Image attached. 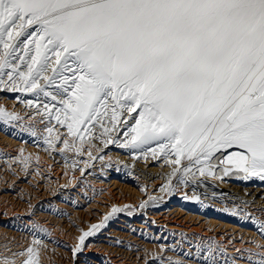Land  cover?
Instances as JSON below:
<instances>
[{
    "label": "snow or ice",
    "instance_id": "snow-or-ice-1",
    "mask_svg": "<svg viewBox=\"0 0 264 264\" xmlns=\"http://www.w3.org/2000/svg\"><path fill=\"white\" fill-rule=\"evenodd\" d=\"M33 43L16 74L26 90L55 85L40 91L70 135L111 101L113 127L118 108L135 120L133 148L170 146L177 164L227 153L222 163L264 179V0H0V74L12 79L9 57L27 63ZM27 252L22 264H36Z\"/></svg>",
    "mask_w": 264,
    "mask_h": 264
},
{
    "label": "bare ground",
    "instance_id": "bare-ground-1",
    "mask_svg": "<svg viewBox=\"0 0 264 264\" xmlns=\"http://www.w3.org/2000/svg\"><path fill=\"white\" fill-rule=\"evenodd\" d=\"M0 46L2 47V45H0ZM29 47L32 49V52L29 54V57L26 58L27 63L10 56L9 57L10 64L19 65V67L16 68L15 72L13 73L12 79H9V76L6 74H4V76L6 75L5 79H7V82L13 83V85H12L13 87H10V88L13 91H15V93L20 94V96L18 95L17 98L19 99L20 97L23 96L24 100H27L25 102H27V104L31 107V112L26 113L28 110H22V112L17 111L18 107H15V106H16V104L21 103V102L19 100H18L19 101L18 103H16L14 101V103H15L14 104L13 101H11L12 104L8 105L9 110L16 113L17 118L9 120L8 124H9L10 128H13V130L17 131L18 134H22V135H25V137L31 138V140L34 141V143L32 142L33 144H38V146H41V145L46 146L49 148V152H50V150H51V152H52V150H54V152L57 153L61 157V159H63V160H61L62 162H59V163H63L62 164V165H64L63 168H68L69 171L75 172L76 174L78 173V175L82 174L83 180L82 181L80 180V182H79V180H77V182H73L72 178H69V179L65 180L66 182L64 180H62L60 183L57 182L60 179H59V177H57V174L53 172L55 169L53 170L49 166L50 164H48V166H49L48 167L45 164H41L39 160L37 162L34 159L25 160L24 158H21V156H19L18 153L14 152L15 154H12L13 149H15V147H16L15 145H17L15 140L8 139V138L2 136L3 138H0V163L2 165L1 170L5 171L6 173H8L9 171L15 170V172H17L15 174L17 175L18 179L19 178L22 179L23 177L24 178L31 177L35 182V184L33 186V190L36 192H34L32 190L34 193L30 194L28 196V198H30L31 201L39 200L40 202H38L36 205H34V207L31 208V210H29V209L26 210L28 207L25 209L21 208V207L17 208L16 206H12V205L8 204L6 201L2 200V198L0 196V260H2L4 257H7L8 260L11 261V264H22V262L29 255L27 252V249L29 247H31L34 251V254H35L33 256V260L36 262V264H51L50 259L47 256L39 254L35 248L36 244H50V245H53L55 248H58V250H60L62 253H65V252L69 253L70 258L68 260V263L65 262V264L66 263L67 264H182V263L176 261L177 259H176L175 254L176 255L184 254L183 256L193 259L191 264H211V263L207 262L208 261L207 259H206V261L203 260V259H205V257H200L199 256L200 254H198V251L200 249L199 248L200 244L203 243V249L205 248L204 245L206 243H204V239L192 237L193 241H195V244L193 242H185V241H189L188 239H190V238H186L184 241V240H182V238H180L178 236H173V234L168 232L169 230H168L167 226L170 223H173L174 226H176V228H179V227H183L184 223H186L190 220H192V221L203 220V222L200 223V225H199V227H201V226L203 227L202 230L206 229L207 227H210V229H212V230L216 229L218 227L219 229H221V228L224 229V231H225L224 233H226V231H228V233H231L229 230H233L232 228H230L227 225L220 223L221 221H216V220L227 219V218H223L224 216H222L220 214V209L223 210L224 206L228 209H231L229 206H226V204H224L223 199H222L223 197L220 198V194H218L219 190H215V191L212 190V193H210V194H205V195L201 194L202 196L208 195L209 197H213L210 199H205V198H198L197 196H199V195L197 193H192L191 191L187 192L188 189L185 187L184 188L179 187L180 190L177 187H175L174 189L172 187V189L174 190L173 191L174 194L171 193V191H172V189H171V191H168V195L169 196H179V197H183V199H184L179 204L173 205V206H177V208L173 209L172 211H170V209L173 208L172 206H166V207L163 206V205H165L164 204L165 201L162 200V197H159V198L157 197L158 198V199H156L157 204H156V201L155 202L153 201L154 204H156V205L152 206L150 208V214L153 217L151 219V221H152L151 223H152V225H154L155 228H157L159 230V233H163L165 235L163 243H164V241H165V243H167L166 246H163V245L160 246L161 248L162 247L165 248V251H162L161 253L158 252L159 254L156 255L157 257H155L156 252L150 253V252H148V250H144V249H142L144 251L141 252V250H140V248H142L143 246L148 247V245L145 242V239H147V238L144 237V234H142L141 231L138 232L137 229L135 231L132 228V226L139 228V229H145L146 223H143V222H142V224H144L143 227H142V225H139V224H132L131 226H129L127 220L121 219L119 221H121V223H123L125 226L124 225L123 226H117L120 229H118L116 227L114 229H109L107 232H104V233H102L104 231L103 229H100L97 232V229L95 228L96 233L90 232L91 235L85 236V239H87V241L92 239V237H99V236H101V237L103 236L107 239H102V240L96 239L94 241L90 240L91 242H88V244H84L82 246L78 245L80 247V250L78 252L74 251L78 247V246H76L74 240H72L68 237H65L63 235H56V232L53 230V227H51L52 224L50 225V223L55 222V224H56L57 222L60 221L61 222L60 225L62 226V224H64L63 227H65L66 225H68L70 223V222H68L70 220V218L67 215L68 214L72 215V213L68 212V211H67V213H65L66 210L64 208H61V206L55 204V202L58 199L67 203V204L69 203V206L73 209L82 208L83 205L81 207H78L77 206L78 203L77 204L74 203V202H77V201H75V200H77L76 199L77 195H76V193H72V192L75 191V192H77V194H80V191L83 189V185H84L85 188L88 187L91 189L88 192H91L93 194V195L91 194V196L94 197V193H96L95 188L93 189L94 183H96L100 178L104 179L102 177L104 175L108 176L109 178H114L112 176L111 170H110V168L112 166L109 168V166H110L109 163L111 161L108 163V159H105V162L101 165V167L98 166L101 159L104 157L103 154L100 157H94L93 154H87L88 156L84 157L85 160L83 162H80L81 164H78L77 167H74V165H76V163L74 161L75 159H70L69 162H66V160L63 157V155L61 154V152L64 154L65 153L72 154V156L74 154H78L80 152L76 149V146L71 144L70 143L71 141L68 140V139H70L71 136H75L76 137L75 140H77V141L79 140L78 139L79 137H83V139L86 138L88 141L93 142V146H94V144L97 145V148H96V146H94L97 151H99L100 153H108L109 155H112L111 158L113 156H118L117 153L118 154L123 153L125 157L127 155V157L132 159L130 161L136 162L137 164H144L143 168L146 171H151V172L155 171V169L159 166H162L163 169H166L163 166H165L164 163L168 162V161H164L163 158L166 157L168 160L170 158V156H169L170 154H163L161 152V150L159 148V144L157 142H153L150 145H142L140 148H133L131 146L130 142H131V136L134 133L131 132L130 128L135 126V120H133L129 117L126 110L119 109V108L116 110L117 115L119 117H121V119H124L121 123V126H119V128L116 129V131L119 130L118 134L121 133L120 136L115 135L112 132L109 133L108 131H110V130H108V129H107L108 131H106L108 134L105 135V133H104L105 131H103V130L106 128L101 129L99 127V124L97 123L99 121V120L97 121V119L92 121L91 123L80 126L79 131L75 135H69L67 124L62 126L55 119V116L57 115L56 107H60V105L58 103V98H57V100H53L51 98V96L46 97L44 95V92L40 91V88H43V89H45V91H48L50 93H54L56 91L55 85H48L45 80L38 78L39 88L34 89V90H26L24 81L20 80L19 76L16 74L20 71H23L25 73H27V71H28L27 64L31 62L30 56L32 54H34V52H35V44L34 43L30 44ZM0 51H1V48H0ZM3 53H4V51H3ZM3 53L0 52L1 55ZM23 55H24V46L21 45L19 47V49L17 50V52L15 53V56L19 57V56H23ZM54 61H55V57H52V65L56 66ZM3 70L5 73L13 72L12 67H7V68H4ZM44 75H46L48 77H52L53 73L51 71V68H49ZM64 75L70 76L71 73L69 71H66L64 73ZM5 79H2V80H5ZM56 83L57 84L60 83L59 78H57ZM1 102H2V100H1ZM46 104H47V107H45ZM111 104H112V102L109 101V107L107 109V115H104L105 109L101 108V115L98 117V119L99 118L105 119L106 117H108V118L112 117ZM20 105H24V104L22 103ZM54 105H55V107H54ZM24 106H22L20 109H23ZM27 106H25V107L29 108ZM59 115H60L61 119H63V113H60ZM136 115H137V113H132L133 117H135ZM14 116H16V115H14ZM5 118H7L6 115H5ZM1 120H0V124H1ZM111 120L112 119H110V121ZM118 120H120V119H118ZM6 121H8V120H6ZM103 122L105 123V121H103ZM3 124H5V123H3ZM53 124L56 127L55 129H59L57 132L52 129V127H54ZM107 125H108V123H107ZM111 125H113V124H111ZM109 126L110 125H108L107 127H109ZM49 129H51V131H49ZM109 129H110V127H109ZM112 129L114 130V128H112ZM62 133H67V135H63L64 137H61L62 136L61 135L59 137V135ZM101 133H103V134H101ZM0 136H1V134H0ZM72 138H74V137H72ZM120 143H121V145H120ZM22 144L26 145L24 143H22ZM125 145H127V146H125ZM18 146H21V145L19 144ZM26 146H28V145H26ZM21 148H23V147H21ZM36 148H37V146H36ZM36 148H35V150H36ZM19 149H20V147H19ZM30 149H29V152L32 153V149H31V151H30ZM40 149H41L40 151H42V146L40 147ZM152 149L157 150L155 152V154L153 153ZM23 150H25V149H23ZM43 151H44V149H43ZM46 151H47V149H46ZM162 151L166 152V153L167 152H173V154H174V150L170 146L163 149ZM229 151H232V150H229ZM54 152H53V154H54ZM158 152H160V153H158ZM40 153H42V152H40ZM85 153L86 152H84V154ZM34 155H37V154H34ZM216 155H217V158H219L221 153H216L214 156H216ZM225 155H227V153H225L224 156ZM46 156H48V155L46 154ZM65 156H66V154H65ZM108 158H109V156H108ZM121 159H123V158H121ZM124 159H126V158H124ZM173 159H174V157H173ZM188 159H187V161H188ZM192 159H195V160L192 162L191 161ZM192 159L188 162V168H190V169H194L197 166L196 158L193 157ZM185 160H184V162H185ZM50 161H53V159ZM56 161H58V160H56ZM56 161H54V162H56ZM127 161H129V160H127ZM173 161H175V159ZM202 161H204V160L202 159ZM114 162H115V160H114ZM123 162H118V164L120 165V163H123ZM160 162L162 163V165L160 164ZM66 163H68L70 165H67ZM128 164H126V166ZM112 165H113V163H112ZM129 165H132V164H129ZM134 165L135 164H133V167H134ZM177 166H175V167L178 169L181 167V166H179V167H177ZM59 167H61V166L60 165L55 166V168H59ZM113 167L116 168V166H114V165H113ZM133 167H131V168H133ZM148 167H151V168L147 169ZM126 168H128V167H126ZM139 168H140V166H139ZM167 168L168 169L170 168V170H171V167H167ZM172 168H173V164H172ZM159 169H160V167H159ZM1 170H0V172H1ZM26 170H29V171H26ZM56 170H55V172H56ZM228 170L233 171V173L235 175L239 172L234 167H232L231 165H228ZM163 171H167V169L163 170ZM163 171H159V172H163ZM126 172H124V173H126ZM175 172H176V170H175ZM182 172H184V171H182ZM2 173H4V172H2ZM127 173H129V174H127L122 179L119 178V180H118V178L115 176V178H117V180L113 179V181H110L111 182L110 185H112L113 190H115V189L117 190L115 192V194L121 193L122 191H124V189H127L129 192L133 190V188H130V186H127L126 184H129V185L133 184V186L134 185L137 186L139 184V182L135 179L137 175L135 176L132 173V171L131 172L128 171ZM141 173L143 174L144 172L142 171ZM204 173L209 177L213 176V174L209 175V173H210L209 171L204 172ZM113 174H114V172H113ZM241 174H242V176H239V177H238V175H237V177H232V175L231 176L229 175L230 178L227 179V181L222 185V187H223V189H225V191L233 192V194L237 193L243 197L252 193L250 202H248V201H247V203L243 202L244 203L243 206L236 208V210H238L236 212L242 218L243 224L251 225V227H254V226L259 227L260 225H263V222H264V179H261L259 176H255V175L248 176L243 172H241ZM58 175H59V173H58ZM133 175L135 177H133ZM155 175H158V173H156ZM198 175H199L200 179H203L202 182H204V180L210 181V179L201 178V176H202L201 173H199ZM79 176H81V175H79ZM172 176H168V178L172 177ZM8 177H9V175H8ZM142 177H144V176H142ZM180 177L182 178V176H180ZM178 178H177V180H178ZM223 178H224V176H223ZM4 180H6V179H4ZM162 180H164V179H162ZM7 181L9 182V180H7ZM24 181L25 180L18 181V183L20 185H18L16 189H15L16 186L13 187L12 186L13 184L10 185V182H9V184L5 183L7 185H5L6 186L5 188H3L4 189L3 192H9V193H7L9 195H7L5 193V196L6 197H12L14 195L15 198L20 200L21 199L19 197L20 191H18V188H19V186L21 187V184ZM159 181H161V180L159 179ZM166 181H167V179H166ZM163 182L164 181H162L161 183H163ZM29 183H33V182L30 181ZM136 183H138V184L136 185ZM155 183H156V181H155ZM164 183H167V182H164ZM157 184H158V182H157ZM164 185H166V184H164ZM55 186L59 187V190L55 189L54 188ZM158 188L162 189L163 187L162 188L158 187ZM165 189H168V188H165ZM156 191L159 192L158 189H156ZM165 191H167V190H165ZM133 192L136 193L135 191H132V193ZM160 193H158L157 196H159ZM165 194H167V192ZM80 196H82V195L80 194ZM104 196H105V194H104ZM133 196H135V195H133ZM63 197H65L66 199L63 200L62 199ZM214 197L219 199L218 200L219 204L214 202V200H215ZM68 198H70V199H68ZM147 199H149V198H147ZM147 199H145V200H147ZM191 199L199 200V202H201V205H203L205 207V210H207V211H204L201 213L199 212L202 217L191 215V213L188 214V212H193L191 206L187 203ZM254 199H257V200H254ZM68 200H71V201L69 202ZM92 201H94V200H92ZM143 203H145V202H143ZM147 203L149 204V202H147ZM18 204H20V203H18ZM79 204L81 205V203H79ZM21 206H22V204H21ZM142 206L143 205H140V207H142ZM231 207H234V206H231ZM154 210H156V211H154ZM197 212H198V210H197ZM138 213H139V210L132 212L131 215L134 216L132 219H135L136 217H138V215H136ZM142 214L144 215V213H142ZM209 216H213V217L219 218V219H213V218H210ZM39 218H42V219H39ZM184 221H186V222H184ZM204 226H206V228H204ZM161 228L164 230L162 231ZM95 230H93V231H95ZM233 231H237V230H233ZM228 233H226L225 235H229V236L233 235V234H228ZM239 235H240V233H239ZM236 238L237 237L234 235L233 238L229 239L230 241H232L231 239H233V241L231 243H234V244H230L229 243L230 241H229L228 243L226 242L227 245L226 244L223 245L222 243H218L215 246L213 245V248L210 247L212 245L209 246L210 249L216 248V251H214V252L216 253V255H215L216 259L218 258L217 260H220V262H222V260H223L225 262V264H260V262L262 260H264V258L259 257V255L256 252L251 250V248H250L251 243L248 242V240H245V238L241 239V237L239 236L240 243L235 244L234 241ZM154 240L152 239L151 241H154ZM237 240H238V238H237ZM242 243H244V244H242ZM207 245L208 244H206V246ZM146 247H145V249H146ZM206 248H208V247H206ZM105 249H107V250L109 249L110 252H108L109 250L106 251ZM184 250H186V252ZM20 253H23V255H20ZM170 253H173V254H170ZM199 253H200V251H199ZM208 253L210 254L211 252L208 251ZM204 254H206V252ZM193 256H195L196 258H193ZM210 256H212V254H210ZM221 256L224 259H221L220 258ZM211 260H212V258H211ZM224 262H222V263H224Z\"/></svg>",
    "mask_w": 264,
    "mask_h": 264
},
{
    "label": "rangeland",
    "instance_id": "rangeland-1",
    "mask_svg": "<svg viewBox=\"0 0 264 264\" xmlns=\"http://www.w3.org/2000/svg\"><path fill=\"white\" fill-rule=\"evenodd\" d=\"M14 43H15V41H14ZM0 48H1V51L0 52L3 53V51H4L3 50V47L0 46ZM2 57H3V54L2 55L0 54V58H2ZM3 73H5L4 70H3ZM5 77H6V75L4 76V74H0V82H1L0 83V86L2 84L4 85V86L2 85L0 87V97H1L0 98V110H3V114H0V120L3 118L1 120V124H0V134H1L0 138L6 137L8 139L15 140V142H16L17 145H15L16 147L14 146L15 149H13L12 154L18 153L19 156H21V158H24L25 160H27V159H34L36 162L39 160L41 164H45L47 166H48V164H50L49 166L53 170L54 169L55 170L57 169L56 172H55V170L53 171L54 173L57 174V177H59V179H60L57 182L60 183L62 180L65 181V180H67L69 178H72L73 182H77V180H79V182H80V180L82 181L83 180V177H82L83 175L82 174H79V175H81V176H79L78 173L76 174L75 172L69 171L68 168H63V166H64V165H62L63 163H59V162H62L61 160H63V159H61V157L57 153H55L54 150H52V152L50 150V152H49V148L48 147L41 145L42 146V151H40L41 150L40 149L41 146H38V144H33L34 141L31 140V138L25 137V135H22V134H18L17 131L13 130V128H10V126L8 124L9 120H12V117H14V119L17 118V114L14 113L13 111H10L9 110V106L8 105L9 104H12L11 101H13V103H14V101L16 103H18L19 101L21 102V103L16 104V106H15V107H18L17 111H19V112H22V110H28L26 113H30L31 112V107L27 104V102H25L27 100H24L23 96L20 97L21 99L20 98L19 99L17 98L18 95L20 96V94L15 93V91H13L10 88V87H13L12 86L13 83L7 82V79H5ZM2 79H5V80H2ZM1 100H2V102H1ZM22 103L25 106L28 105L27 107H29V108H26L24 105H20ZM22 106H24L23 109H20ZM5 115H6L7 118H5ZM14 115H16V116H14ZM5 119L8 120V121H6ZM110 119H112V117H110V118L106 117L105 119L104 118L103 119L99 118V119H97V121L99 120L97 123L99 124V127L101 129L102 128L103 129L106 128V129L110 130V131L107 130L109 133L112 132L113 134L120 136L121 133L118 134L119 130L116 131V129H118L119 126H121V123H122V121L124 119H121V117L118 116V119H120V120H117V123H115V127H113V125H111L112 124V120L110 121ZM102 120L105 121V123ZM3 123H5V124H3ZM107 123H108V125H110L109 126L110 129H109V127H107L108 126ZM55 128L56 127L54 125V127H52V129L57 132L59 129H55ZM112 128H114V130ZM103 131H105V129ZM104 133H105V135L108 134L106 131ZM101 134H103V133H101ZM63 135H67V133H62V134L59 135V137L60 136L61 137H64ZM72 137H74V138H72ZM75 138H76L75 136H71L70 139H68V140H70L71 141L70 143L73 144L74 146H76V149L78 151H80V152L78 154H74L73 156H72V154H68V153H65L66 154V156H65V154L61 152V154L65 158L66 162H69L70 159H75L74 161H75L76 165H74V167H77L78 164H81L80 162H83L85 160L84 157H87L88 156L87 154H93L94 157H100L103 154L104 157L101 159V161H100V163H99L98 166L101 167V165L105 162V159H108V163L111 161L109 163L110 164L109 168L112 166L110 168V170H111V174H112V176L114 178H109L108 176H105L103 174L104 176H102V177L104 179H101L100 178L96 183L93 184L94 185L93 189L95 188V190H96V193H94V197L91 196V194H92L91 192H88L91 189L88 188V187L85 188V186L81 183L83 185V189L80 191V194L82 196H80V194H77V192H75V191L72 192V193H76V195H77L76 196L77 197L76 198L77 200H75L77 202H74V203L75 204L78 203L77 204L78 207H81L83 205L82 208H75V209H73V208H71L69 206V203L67 204V203H65V202H63V201H61V200L58 199L55 202V204L61 206V208H64L66 210L65 213H67V211H68V212H71L72 215L71 214H68L67 215L70 218V220L68 221L70 223L68 225H66L65 227H63L64 224H62V226L60 225V223H61L60 221L57 222L56 224H55V222L50 223V225L52 224L51 227H53V230L56 232V235H63L65 237H68V238L74 240L76 246H78V245H81L80 244V237L83 236L85 233H88V232H94V233H96L95 228L97 229V232L100 229H103L104 231L102 233H104V232H107L109 229L116 228L117 226H123L124 224L121 223V221H119L121 219L122 220H127L129 226H131L132 224H139V225H142V227H143V225H144V224H142V222H143V223H146L145 224V229H139V228H136V227H133L132 226V228L135 231H136V229H137L138 232L141 231V233L144 234V237L147 238V239H145V242L148 245V247L143 246L144 248L142 247V248H140V250H141V252H143L144 250H148V252H150V253L156 252L155 257H157L156 255H158L162 251H165V248H163V247L161 248L160 246L161 245L166 246L167 243H165V241L163 243V240L165 238V235L163 233H159V230L157 228H155L154 225H152V223H151L152 222L151 219L153 217L150 214V208L152 206H155L157 204V200L156 199H158L159 197H162V200L165 201V203H164L165 205H163V206H165V207L166 206H172L173 207L172 209L169 208L170 211H172L173 209H176L177 208V206H173V205H175V204L177 205L182 200H184L183 197H179V196H169L168 195V191H171L172 187H173V189L175 187H177L179 190H180L179 187H181V188L182 187L183 188L185 187V188L188 189L187 192L188 191H191L192 193H197L199 195V196H197L198 198H205V199H210V198H213V197H209L208 195H206V196H202V195L210 194V193H212V190L213 191L219 190L218 191V194H220V198L223 197L222 199H223L224 204H226V206H229L231 209H228L225 206H224L223 210L220 209V214L222 216H224L223 218H227V219H224V220H216V221H221L220 223L229 226L233 230H237V231L229 230L231 233H228V231H226V233L233 234V235H231V236L225 235L226 233H224L225 232L224 229H222V228L219 229L218 227L216 229H213L212 230V229H210V227H207L206 228V226H204V228H206L207 230L206 229L202 230L203 227L202 226L199 227V225H200V223L203 222V220H199V221L198 220H195V221L190 220L188 222L184 221L186 223H184L183 227H179V228H176V226H174L173 223H170L167 226V228L169 230L168 232L171 233V234H173V236H178V237L182 238V240H184V241H185L186 238H190V239H188L189 241H185V242H193L194 244H195V241H193L192 237L204 239V243H206L208 245L206 246V244H205L204 245L205 248L203 249V243L202 244L199 243L200 244V247H199L200 249L199 248L198 249H199L200 253L198 251V254H200L199 255L200 257H205V259H203V260L206 261V259H207L208 260L207 262L208 263H211V264H214V263L215 264H220V263L221 264H225V262L222 260V262H224V263H222V262H220V260H217L218 258L216 259V257H215L216 253L214 252V251H216V248L210 249V247L213 248V245L215 246L218 243H222L223 245H225V244L227 245V243L230 241L229 239L230 238H233L234 235L239 240L238 241L237 238H236L235 241H234L235 244L240 243L239 236L241 237V239L245 238V240H248V242L251 243L250 244L251 250L254 251V252H256L259 255V257L264 258V222H263V225H260L259 227L258 226L251 227V225H245L242 222V218L236 212V211H238V210H236V208L242 207L244 203H247V201L250 202L251 194L252 193L249 194V195H247V196H244L243 197V196H240L237 193H234L233 194V192L225 191V189H223V187H222V185L227 181L228 178H230L231 175H232V177H237V175H238V177L239 176H242L241 172L240 173L238 172L235 175L233 173V171H229V170L227 172L225 171L226 169H228V165L226 163H222L221 162L224 159V156H221L220 155V157L217 158V155H216L212 159H210L209 161H202L201 160L202 161L201 163H199V164L196 163L197 166L194 169H190V168H188V162L191 159H188V156L187 155L186 156L185 155L181 156L180 163L177 164V163H175V161H173L174 159L176 160V156H175V154H173V152H167L166 153V152H163L161 150V152L163 154H170L169 156H170V158L172 160L170 158L167 160L166 157L163 158L164 161H168V162H165L164 163L165 166H163V167H165L167 169V171H163V170H166V169H163L162 166H159L160 169H159V167H157L155 169V171H152L151 172V171H146L143 168L144 167V164H137L136 162L130 161L132 159L129 158V157H127V155L125 157L123 153L118 154L116 152L118 156H113L111 158L112 155H109L108 153H100L99 151H97L96 150L97 145L94 144V146H96V148H95L93 146V142L88 141L86 138L83 139V137H79L78 138L79 139L78 141L75 140ZM22 143H24V144H26L28 146L23 145ZM19 144L21 146H18ZM120 145H121V143H120ZM36 146H37V148H36ZM19 147H20V149H19ZM21 147H23V148H21ZM30 148L32 149V153L29 152V149ZM35 148H36V150L38 149L39 151L37 150L38 151L37 152L35 150ZM23 149H25V150H23ZM31 149H30V151H31ZM43 149H44V151H43ZM46 149H47L48 152L46 151ZM40 152H42V153H40ZM53 152H54V154H53ZM84 152H86V153L84 154ZM158 153H160V152H158ZM34 154H37V155H34ZM46 154L48 156H46ZM108 156H109V158H108ZM173 157H174V159H173ZM121 158H123V159H121ZM124 158H126V159H124ZM52 159H53V161H50ZM183 159L185 160V162H184ZM187 159H188V161H187ZM56 160H58V161H56ZM114 160H115L116 163L114 162ZM127 160H129L130 162L127 161ZM194 160L195 159H192L191 161L193 162ZM54 161H56V162H54ZM118 162H123V163H120V165H119ZM112 163H113L114 166H116V168L113 167ZM125 163L126 164L129 163V164H132V165H129L128 164L126 166ZM55 164L57 166L60 165L61 167L55 168V166H56ZM66 164L67 165H70L68 163H66ZM133 164H135L134 167H133ZM160 164L162 165L161 162H160ZM172 164H173V168L174 169L176 168L175 166H177V165H178L177 167L181 166L180 167L181 169L180 168L179 169L176 168L175 169L176 172H175V170L172 168ZM138 165L140 166V168H139ZM1 166L2 165L0 163V170L2 168ZM130 166L133 167V168H131ZM126 167H128V168H126ZM167 167H171V170L172 171L170 170V168L168 169ZM149 168H151V167H148L147 169H149ZM201 168L204 169V172H208L209 171L210 173L213 174L212 177L207 176L205 173L201 176V178L210 179V181H207V180L205 181L204 180L205 183L202 182L203 179H200V177L198 175L199 173H201V171H200ZM185 169H187V171H185ZM127 170L130 171V172L132 171V173L135 176L137 175L136 178H135L139 182V184L136 183V185L138 184L137 186H135V185L133 186V184L132 185L126 184L127 186H130V188H133L132 191H135L136 193H134V192L132 193V191L129 192L127 189H124V191H122L121 193L115 194V192L117 190L116 189L113 190L112 185H110L111 184L110 181H113V179H116L117 180V178H118V180H119V178L120 179L124 178L127 174H129V173H127L128 172ZM26 171H29V170H26ZM142 171L144 172L143 174L141 173ZM159 171H163V172H159ZM182 171H184V172H182ZM2 172H4V173H2ZM113 172H114V174H113ZM124 172H126V173H124ZM155 172L158 173V175H155L156 174ZM5 173L6 172L5 171H2V170L0 172V178H1L0 179V196H1L2 200L6 201L8 204H10L12 206H16L17 208H20L21 207V208H24L25 209V208L28 207L26 210H28V209L31 210V208H33L34 205H36L38 202H40L39 200L31 201V199L28 198V196L30 194L36 192V191L33 190V186H34L35 182H34V180L31 177H27V178H24L23 177L22 179L21 178L18 179L17 175L15 174V173H17V172H15V170L14 171L13 170L12 171H9L6 174ZM58 173H59V175H58ZM8 175H9V177H8ZM134 175H133V177H135ZM115 176L117 178H115ZM142 176H144V177H142ZM168 176H172V177H169L168 178ZM180 176H182V178ZM223 176H224V178H223ZM2 177L4 179H6V180H4ZM177 178H178V180H177ZM159 179L161 181H159ZM162 179H164V180H162ZM166 179H167V181H166ZM7 180H9L10 185L13 184L12 185L13 187L16 186L15 189L17 188L18 185H20L18 183V181L25 180L24 182H22L21 187L19 186V188H18V191H20L19 192V197L21 198L20 200L17 199V198H15L14 195L12 197H6L5 196V193L6 194L9 193V192H3V190H4L3 188L6 187L5 185L9 184V182ZM28 181L29 182L31 181L33 183H29ZM155 181H156V183H155ZM162 181L167 182V183H164L163 182L166 185H164L163 183H161ZM157 182H158V184H157ZM5 183H7V184H5ZM57 186H55L54 188L59 190V187H57ZM158 187H161V188L163 187L164 189L163 188L160 189ZM165 188H168V189H165ZM156 189H158L159 192H157ZM173 189L171 191L172 194H174V192H173L174 190ZM165 190H167V191H165ZM166 192H167V194H165ZM158 193H160L159 196H157ZM104 194H105V196H104ZM7 195H9V194H7ZM133 195H135V196H133ZM147 198H149L150 200L147 199ZM62 199L64 200L66 198L63 197ZM68 199H70V198H68ZM145 199H147L148 201L145 200ZM214 199H215L214 202H216V203L219 204V201H218L219 199L218 198H215V197H214ZM92 200H94V201H92ZM254 200H257V199H254ZM68 201L70 202L71 200H68ZM153 201L154 202L156 201V204H154ZM143 202H145V203H143ZM147 202H149V204ZM18 203H20V204H18ZM79 203H81V205ZM187 203L191 206V208L193 210V212H188V214L191 213V215H194V216H198L199 217V216H201V214H200L201 212L207 211V210H205V207L203 205H201V202H199V200H197V199L196 200L195 199L194 200L191 199ZM21 204H22L23 207L21 206ZM140 205H143V206L140 207ZM231 206H234V207H231ZM114 209L116 211H114ZM136 210H139V213L136 214V215H138V217H136L135 219H132L134 216H132L131 214H132V212H134ZM197 210H198V212H197ZM154 211H156V210H154ZM142 213H144V215ZM209 217L210 218H213V219H219V218H215L213 216H209ZM39 219H42V218H39ZM117 228L120 229L119 227H117ZM93 230H95V231H93ZM163 230L164 229H162V231ZM239 233H240V235H239ZM96 239L102 240V239H107V238H105L103 236L102 237L99 236V237H92V239H90V240L94 241ZM152 239L153 240L155 239V240L154 241H151ZM90 240L87 241V239H84L83 245L84 244H88V242H91ZM231 240L233 241V239H231ZM232 241H230L229 243L230 244H234V243H231ZM242 244H244V243H242ZM210 245H212V246H210ZM145 247H146V249H145ZM206 247H208V248H206ZM35 248H36V250L38 251L39 254L44 255V256H47L50 259V263L51 264H65V262L68 263V260L70 258L69 257V253H67V252L62 253L60 250H58V248H55L53 245H50V244H36ZM142 249H144V250H142ZM105 250L108 251L109 249L108 250L105 249ZM184 251L186 252V250H184ZM204 251L206 252V254H204L205 253ZM208 251L211 252L210 254H212V256H210V254L208 253ZM108 252H110V250ZM170 254H173V253H170ZM183 255L184 254H182V255H176L175 254L176 259H177L176 261H178V262H180L182 264H191L192 261H193V259L187 258V257H185ZM193 258H196V257L193 256ZM211 258H212V260H211ZM220 258L221 259H224V258H222V256Z\"/></svg>",
    "mask_w": 264,
    "mask_h": 264
}]
</instances>
